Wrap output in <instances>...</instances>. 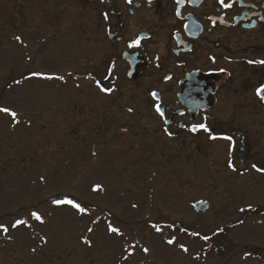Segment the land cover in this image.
<instances>
[{"label":"rangeland","instance_id":"1","mask_svg":"<svg viewBox=\"0 0 264 264\" xmlns=\"http://www.w3.org/2000/svg\"><path fill=\"white\" fill-rule=\"evenodd\" d=\"M3 9L11 21H0V107L16 111L21 123L13 127L12 118L0 113V224L9 227L12 237L0 232V264H264V221L239 224L242 219L227 217L224 191L199 181L206 177L205 169L151 150L150 159L146 140L129 133L125 140L117 136L119 128L105 115L112 114L110 101L121 93L105 95L96 89L95 80L104 81L107 75L105 59L93 48L92 23L68 17L61 26H33L29 11L16 21L11 5L2 6L0 0ZM32 72L63 75L65 81L27 78ZM213 173L224 178L222 168ZM94 184L103 191L91 192ZM63 194L100 213L90 211L81 218L68 208H54L51 198ZM199 200H211V212L195 213L192 204ZM258 204L264 208L262 201ZM31 210L40 212L46 223L11 227L13 219L24 215L30 221ZM96 218L99 223L92 224ZM108 221L124 237L106 234ZM152 224L161 225L163 232L156 233ZM82 236L92 247L81 242ZM172 236L176 245L164 243ZM125 239L138 241L149 253L138 247L124 261ZM179 243L189 252H182Z\"/></svg>","mask_w":264,"mask_h":264},{"label":"flooded vegetation","instance_id":"2","mask_svg":"<svg viewBox=\"0 0 264 264\" xmlns=\"http://www.w3.org/2000/svg\"><path fill=\"white\" fill-rule=\"evenodd\" d=\"M224 3L230 7L218 0H2V6L11 5L16 21L29 11L33 26H61L68 17L92 23L93 48L105 59L109 77L101 84L115 89L111 95L121 93L110 101L112 114L105 115L119 128L117 136L125 140L129 133L146 140L150 159L151 150L205 169L199 181L224 191V214L243 224L258 218L261 225L264 208L256 203H264V173L249 166L264 168V100L256 96L264 85V66L246 61L264 59V0ZM4 13L0 10V21L9 23ZM136 39L139 46L129 47ZM157 104L163 116L156 113ZM201 123L211 135L232 136L234 151L228 152L226 140L190 131ZM229 157L243 175L227 168ZM216 168L223 169L224 178L213 173ZM198 202L209 203V209L197 214L211 212V200L194 202V211ZM248 203L255 211L238 210Z\"/></svg>","mask_w":264,"mask_h":264},{"label":"snow or ice","instance_id":"3","mask_svg":"<svg viewBox=\"0 0 264 264\" xmlns=\"http://www.w3.org/2000/svg\"><path fill=\"white\" fill-rule=\"evenodd\" d=\"M101 2H103V0H101ZM127 2L130 4L132 3V0H127ZM182 2V0H176L177 4H180ZM149 3H151V0H149ZM218 3L221 5V7L227 8L230 7V5H226L224 3V0H218ZM105 19H107V14H105ZM15 39L19 42L22 43L21 37L20 36H16ZM140 41L139 39H136L134 41H132V43L129 44V47H137L139 46ZM29 59H31V57H29ZM210 59L213 60V62H215V58L214 57H210ZM246 63H248L249 65H261L264 66V59H248L246 61ZM221 72H226V69H220ZM111 74V69H109V75ZM69 75H71V73H69ZM27 78H39L45 81H53V80H59L64 82L65 81V77L63 75H51V74H47V73H42V72H32L30 74V77ZM108 76H105V79H108ZM94 79V77L92 78ZM166 79H170V77H166ZM16 84H20L21 81L20 80H15ZM95 85H96V89L99 93H103L105 95H111L115 89L114 88H110V87H104L102 86L101 82L99 80H95ZM77 87H79V85H77ZM195 87V86H194ZM152 97L155 98L157 96V93L152 92L151 93ZM256 96L261 99L264 100V85H261L260 87H258L256 89ZM129 112H132L133 109L129 108L128 109ZM155 111L156 113H158L159 115L163 116L164 113L161 111L160 106L157 104L155 106ZM0 113L6 114L8 116H10L12 118V122H13V127L15 125H18L19 123H21V121L18 119V114L16 111H13L12 109L8 108V107H0ZM199 130H203L206 133H209V138L212 140H217V139H223L229 142L228 144V152L231 154L234 151V143H233V137L232 136H215V135H211V130L207 127L206 124H198V125H192L190 131L192 132H197ZM93 155H95V153H93ZM226 166L227 168L232 171V172H240L241 175H243V172L240 171L237 167L236 164L232 161V159L229 157V159L226 161ZM251 169H253L256 172H260V173H264V168H260L258 167L256 164H252L249 166ZM40 181L41 183L45 182V178L43 176L40 177ZM91 192L93 193H97L100 191H103V187L100 184H94L91 186ZM51 205L54 208H61L63 206H67L69 210H71L73 212L74 215L79 216L81 218L85 217V216H90L91 212H90V205H86L84 203V201L79 200L76 196L71 195V194H63L59 197H53L50 201ZM203 204V202H201V205ZM133 207H137V205L133 204ZM240 212H246V211H255V208L253 207V205L251 203H248L246 205V207H240L238 209ZM30 217L32 220L38 222L40 225H44L46 223V220L44 218V216L41 215L40 212L35 211V210H31L30 211ZM92 224H98L99 223V218L96 219H92ZM240 224H243V220L238 221ZM21 226L25 227V228H32V224L29 223V221L27 219L24 218H19V219H15L14 222L12 223L11 227L13 229H19ZM151 227L155 230L156 233H162L163 232V227L159 224H152ZM168 227H173L171 225H169ZM86 231L88 233H93L94 229L92 227H88L86 228ZM183 231H187L186 229H184ZM219 232H222L223 229H218ZM0 232H2L9 240L12 239L11 236L8 235L9 233V227L3 224H0ZM106 234H114L117 237H124V233L121 231V229L119 227H116L112 224L111 221H108L106 223ZM191 235L193 237H199L200 239L204 240V241H210L211 237L208 235H201L199 232H192ZM41 240L43 241V243H47V239L45 237H41ZM81 242L87 246V247H92V241L90 239H88L87 237H81ZM124 243L127 245V247H123L122 246V259L124 261H127L129 259V257L133 256L135 254V250L139 247L140 250L145 253L146 255L149 253V248L148 247H144L142 245L139 244V242H129L127 239H125ZM164 243H166L169 246L172 245H176L177 244V240L175 236H172L171 238H168L164 241ZM178 247L180 248V250L184 253H188L189 252V248L184 244V243H179ZM31 251L33 253L36 252V248H32ZM196 259H199V256L197 255L195 257Z\"/></svg>","mask_w":264,"mask_h":264},{"label":"water","instance_id":"4","mask_svg":"<svg viewBox=\"0 0 264 264\" xmlns=\"http://www.w3.org/2000/svg\"><path fill=\"white\" fill-rule=\"evenodd\" d=\"M194 209L196 213H205L209 209V203L203 202L201 205V202H198L194 205Z\"/></svg>","mask_w":264,"mask_h":264},{"label":"trees","instance_id":"5","mask_svg":"<svg viewBox=\"0 0 264 264\" xmlns=\"http://www.w3.org/2000/svg\"><path fill=\"white\" fill-rule=\"evenodd\" d=\"M59 197V196H58ZM52 199V198H51ZM61 208H68L67 206H63V207H61ZM90 211H98V213H100L99 212V210H97L96 208H90ZM22 213H27V212H22ZM19 214V213H18ZM102 215V214H101ZM106 217L108 218V219H113V217H112V215L109 213V212H107L106 214ZM14 217H15V214L13 215ZM25 216V215H24ZM23 216V218L24 219H26L25 217ZM100 216V215H99ZM17 219V218H16ZM13 220H15V219H13ZM33 222H36V221H34V220H32L31 218H30V221H29V223L31 224V223H33Z\"/></svg>","mask_w":264,"mask_h":264}]
</instances>
